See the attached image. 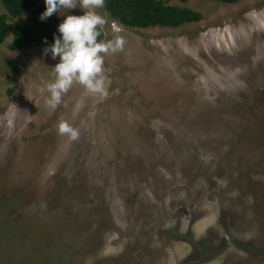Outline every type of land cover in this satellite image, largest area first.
<instances>
[{"label":"rangeland","instance_id":"374dc122","mask_svg":"<svg viewBox=\"0 0 264 264\" xmlns=\"http://www.w3.org/2000/svg\"><path fill=\"white\" fill-rule=\"evenodd\" d=\"M163 1L202 19L99 10L125 37L104 97L74 83L51 109L59 57L0 45V264H264V0Z\"/></svg>","mask_w":264,"mask_h":264},{"label":"clouds","instance_id":"9594fccd","mask_svg":"<svg viewBox=\"0 0 264 264\" xmlns=\"http://www.w3.org/2000/svg\"><path fill=\"white\" fill-rule=\"evenodd\" d=\"M45 10L40 14L44 20L54 12L63 9L82 8L79 14H66L57 26L59 35L53 34V41L47 44L44 54H51L58 62L50 68L53 79L45 83L49 93L45 97L46 105L55 109L62 96L74 84L100 97L108 94L107 76L105 75V55L120 51L125 44V37L120 34L103 38L106 16L99 11L104 8L105 0H44ZM99 38V39H98ZM60 134L75 139L79 130L68 121L60 120L57 125Z\"/></svg>","mask_w":264,"mask_h":264},{"label":"trees","instance_id":"16d2710c","mask_svg":"<svg viewBox=\"0 0 264 264\" xmlns=\"http://www.w3.org/2000/svg\"><path fill=\"white\" fill-rule=\"evenodd\" d=\"M7 15H0V45L9 34L13 41L9 48L13 51L29 48L37 44L53 41L58 24L63 20H54L51 15L41 20L40 14L45 10L44 0H1ZM225 4L237 3L241 0H215ZM104 8L120 24L129 28L150 29L154 27L177 28L185 24L195 23L202 15L188 7L174 6L163 0H105ZM82 12L71 14L79 15ZM26 15L18 25H11L7 16ZM103 37V34H102ZM99 39V38H98Z\"/></svg>","mask_w":264,"mask_h":264}]
</instances>
